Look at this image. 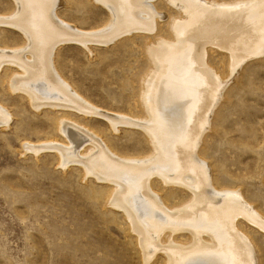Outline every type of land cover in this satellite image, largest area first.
Masks as SVG:
<instances>
[{"label":"rangeland","instance_id":"1","mask_svg":"<svg viewBox=\"0 0 264 264\" xmlns=\"http://www.w3.org/2000/svg\"><path fill=\"white\" fill-rule=\"evenodd\" d=\"M59 5L57 18L81 31L97 32L113 21L109 9L95 0H60ZM151 6L152 31L122 36L108 45L68 41L54 52L57 77L98 112L148 119L144 85L153 66L151 48L161 40L174 42L172 20L182 17L167 0H152ZM15 9L14 0H0V16H11ZM27 44L20 30L0 26V50ZM204 52L219 87L210 98L211 114L200 125L193 161L197 171L202 167L204 186L230 192L264 221V48L238 62L232 51L208 47ZM5 60L0 55V107L8 116L5 125L0 123V264H167L168 256L160 249L147 250L140 229L124 210L112 206L114 192L109 199L111 183L104 180L111 177L99 179L78 157H63L56 150L74 146L61 129L68 124L94 138L80 144V158L101 142L121 159H146L154 147L144 130L114 126L100 113L89 115L69 106H34L24 91L12 90L9 83L20 70ZM179 108L176 114L183 113ZM150 185L169 208L194 197L189 188L166 185L159 176ZM233 223L254 249L256 264H264V224L245 214ZM166 229L171 235V228L161 231ZM176 230L177 237L186 238L187 231Z\"/></svg>","mask_w":264,"mask_h":264},{"label":"bare ground","instance_id":"2","mask_svg":"<svg viewBox=\"0 0 264 264\" xmlns=\"http://www.w3.org/2000/svg\"><path fill=\"white\" fill-rule=\"evenodd\" d=\"M95 1L109 9L113 21L104 29L89 32L57 18L60 0H14V14L0 16V26L17 28L28 44L18 50H0L5 61L20 70L9 83L12 90L24 91L36 107L69 106L89 115L100 113L114 126L144 130L154 147L153 156L146 159H121L107 151L101 142L96 143L97 139V150L80 158V144L91 137L78 132L79 126L68 124L61 129L74 146L56 150L63 157H78L90 174L99 179L111 177L104 180L111 183L109 199L114 192L112 206L124 210L133 226L140 229L139 238L147 250L163 251L168 256L167 264H256L254 249L233 222L240 214L257 224L264 221L230 192L213 191L209 183L204 186L202 167L197 171L192 149L199 138L200 125L211 114L210 98L219 87L214 71L205 65L204 50L218 47L226 53L232 51L234 61L238 62L263 49L264 0H239L234 4L167 0L182 17L172 20L175 41L161 40L151 48L153 66L144 85L148 114L145 122L98 112L63 84L53 69L54 52L68 41L82 46L108 45L122 36L154 30L152 0ZM57 92L60 97L55 99ZM179 106L183 113L176 114L174 109H180ZM6 113L0 107V123L4 125ZM183 172L189 174L180 176ZM155 176L166 185L189 188L194 193L193 199L176 208L165 206L152 191L150 182ZM163 227L173 229L171 235L168 229L161 231ZM176 229L187 231L186 238L177 237Z\"/></svg>","mask_w":264,"mask_h":264}]
</instances>
